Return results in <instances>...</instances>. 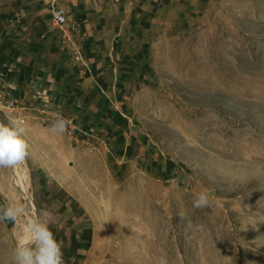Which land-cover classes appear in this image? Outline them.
I'll use <instances>...</instances> for the list:
<instances>
[{
	"label": "rangeland",
	"instance_id": "rangeland-1",
	"mask_svg": "<svg viewBox=\"0 0 264 264\" xmlns=\"http://www.w3.org/2000/svg\"><path fill=\"white\" fill-rule=\"evenodd\" d=\"M64 1L0 0V122L19 121L29 144L0 169V206L25 208L0 223V264L34 211L64 264H264V0H182L138 45L117 100L78 111V85L33 66L52 58L50 34L66 47L51 21Z\"/></svg>",
	"mask_w": 264,
	"mask_h": 264
},
{
	"label": "crops",
	"instance_id": "crops-1",
	"mask_svg": "<svg viewBox=\"0 0 264 264\" xmlns=\"http://www.w3.org/2000/svg\"><path fill=\"white\" fill-rule=\"evenodd\" d=\"M70 20L74 22V37L82 62L76 63L69 53L70 48L61 44L58 36L50 34L49 38L56 47L43 59L42 52L32 53L40 60L28 66L38 65L47 71L51 81L61 80L62 87L69 84L78 85L77 96L70 98V106L78 111L77 101L91 108L101 105H111L117 100L116 90L123 86L128 73L134 70L135 58L141 49V41L147 40V33L156 29L160 17L174 11L175 6L182 0H65ZM52 11V10H51ZM49 34V33H48ZM50 41V40H48ZM47 41V42H48ZM138 53H137V52ZM31 54V53H29ZM64 55L69 57L67 60ZM41 58V59H40ZM64 58V59H63ZM63 59V62H62ZM136 68H138L136 66ZM51 91V89H49ZM64 91H51V97L56 102L64 96ZM61 95V96H60Z\"/></svg>",
	"mask_w": 264,
	"mask_h": 264
},
{
	"label": "clouds",
	"instance_id": "clouds-1",
	"mask_svg": "<svg viewBox=\"0 0 264 264\" xmlns=\"http://www.w3.org/2000/svg\"><path fill=\"white\" fill-rule=\"evenodd\" d=\"M8 120L7 125L0 122V169H15L22 165L29 155V144L25 139L26 128L17 120L9 117ZM71 123L70 120L57 115L51 123V130L64 134L69 130ZM211 196L212 193L208 190L197 193L193 199V207H208ZM24 212L22 205L0 206V223L15 224ZM180 217L185 218L183 213H180ZM188 226L192 227L191 223ZM201 227L196 226L197 230ZM0 244H8V238L0 237ZM11 264H64L63 243L55 238L41 213L34 211L27 221L22 237L12 248ZM159 264H167V260L161 257Z\"/></svg>",
	"mask_w": 264,
	"mask_h": 264
},
{
	"label": "built area",
	"instance_id": "built-area-1",
	"mask_svg": "<svg viewBox=\"0 0 264 264\" xmlns=\"http://www.w3.org/2000/svg\"><path fill=\"white\" fill-rule=\"evenodd\" d=\"M51 21L54 28L59 30V32L65 36V43L68 44V47L70 48L69 53L71 54L73 61L76 63L82 62V56L78 47L79 43L73 35V30L75 29L74 22L70 20L69 13L64 5L56 4L53 7L51 11ZM47 90L44 92L45 95L47 94ZM49 94L50 93H48V95ZM11 105L14 107L15 101L11 102Z\"/></svg>",
	"mask_w": 264,
	"mask_h": 264
},
{
	"label": "bare ground",
	"instance_id": "bare-ground-1",
	"mask_svg": "<svg viewBox=\"0 0 264 264\" xmlns=\"http://www.w3.org/2000/svg\"><path fill=\"white\" fill-rule=\"evenodd\" d=\"M25 194V193H24ZM26 196V195H25Z\"/></svg>",
	"mask_w": 264,
	"mask_h": 264
}]
</instances>
